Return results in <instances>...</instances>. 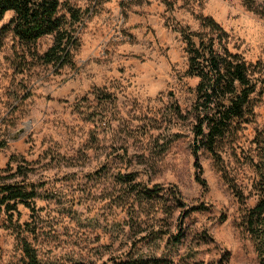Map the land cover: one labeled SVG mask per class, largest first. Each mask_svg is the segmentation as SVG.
I'll use <instances>...</instances> for the list:
<instances>
[{"label": "rangeland", "instance_id": "obj_1", "mask_svg": "<svg viewBox=\"0 0 264 264\" xmlns=\"http://www.w3.org/2000/svg\"><path fill=\"white\" fill-rule=\"evenodd\" d=\"M242 1L70 0L83 14L73 67L33 59L3 27L13 15L4 13L0 167L11 153L31 160L40 195L34 215L19 204L18 223L0 225L2 264H26L24 241L42 260L65 264L127 252L171 264H260L242 221L264 193L255 139L264 128V0H253L257 13ZM200 15L217 20L227 47L260 66L252 116L217 145L238 196L206 150H199L205 188L193 176L187 110L197 79L185 73L184 44L171 24L198 29ZM51 42L41 36L31 50ZM174 105L182 116L171 114ZM135 187L157 190L146 197ZM191 205L200 208L183 216Z\"/></svg>", "mask_w": 264, "mask_h": 264}, {"label": "trees", "instance_id": "obj_2", "mask_svg": "<svg viewBox=\"0 0 264 264\" xmlns=\"http://www.w3.org/2000/svg\"><path fill=\"white\" fill-rule=\"evenodd\" d=\"M162 1L168 3L167 0ZM242 2L256 13L259 11L253 5V0ZM8 10H11L13 15L3 27L13 33L26 51H30L33 59L41 64L73 67L72 53L78 45L77 37L74 36L75 23L82 18L81 8L74 6L70 0H0V20ZM198 18L200 22L198 29H191L188 25L177 22L171 24L184 44L185 73L197 79L193 89L194 97L187 110L191 117L187 129L192 139L193 176L195 181L205 188L206 180L202 176L199 150H206L216 170L235 191L234 195L238 196L240 194L234 181L222 165L217 145L222 137L236 132L241 124L248 122L252 116L253 94L260 91L258 84L260 66L258 62L248 61L239 52L227 47L225 43L227 31L217 20L208 15H200ZM48 34L52 35V42L42 53L31 50L37 39ZM102 98L108 100L110 96L104 95ZM173 113L182 116L178 105L173 106L171 114ZM177 133L171 132L175 136ZM255 139L259 147L256 165L264 181V128L256 134ZM32 164L33 162L22 154L11 153L5 166L0 167V225L13 227V224L18 223L19 204L28 208L30 215H34L35 198L40 195L38 190L40 184L30 178V172L34 169ZM135 189L142 191L146 197H151L149 192L157 190H140L138 187ZM174 193L176 204L182 206L179 191L176 190ZM263 196L253 206L244 210L242 221L250 234L260 264H264ZM198 207L191 205L183 210L182 215ZM25 225L27 227L28 223L25 222ZM22 249L26 256V264H65L42 260L27 241H24ZM171 262L162 256H142L127 252L124 256H113L101 262L78 259L69 264H171Z\"/></svg>", "mask_w": 264, "mask_h": 264}]
</instances>
